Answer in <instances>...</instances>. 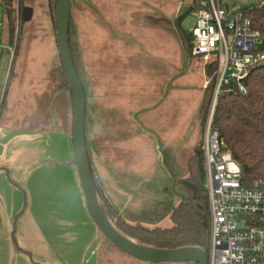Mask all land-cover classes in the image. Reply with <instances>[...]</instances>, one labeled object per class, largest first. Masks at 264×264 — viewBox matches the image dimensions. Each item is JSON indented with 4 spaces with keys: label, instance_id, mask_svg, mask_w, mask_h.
I'll list each match as a JSON object with an SVG mask.
<instances>
[{
    "label": "crops",
    "instance_id": "0c3cea01",
    "mask_svg": "<svg viewBox=\"0 0 264 264\" xmlns=\"http://www.w3.org/2000/svg\"><path fill=\"white\" fill-rule=\"evenodd\" d=\"M116 1L71 0L70 22L84 72L85 140L93 175L105 199L133 225L139 221L120 211L125 202L158 199L155 187L164 178L175 185L187 177V160L200 138L205 74L197 57L187 59L181 42L184 54L163 52L158 6ZM26 2L33 11L29 21L39 6L47 12L45 0ZM119 9L128 11L133 42L129 35L112 37L117 32L110 22L123 27L114 21H119ZM48 23L52 34L19 36L13 42L12 61L7 53L0 54L1 66L11 67L10 74L5 72V90H0V264H133L114 254L119 252L100 236L86 212L70 132L73 108L62 89L65 76ZM121 38L131 45L116 46L114 59L100 53L102 44L120 43L115 41ZM101 56L123 67L116 72L124 75L116 86L96 80L112 74L102 66L90 67ZM125 153L129 161L122 157ZM111 186L125 195L110 196ZM139 223L160 227L154 219ZM101 249L111 250L108 263Z\"/></svg>",
    "mask_w": 264,
    "mask_h": 264
},
{
    "label": "built area",
    "instance_id": "2783aa9c",
    "mask_svg": "<svg viewBox=\"0 0 264 264\" xmlns=\"http://www.w3.org/2000/svg\"><path fill=\"white\" fill-rule=\"evenodd\" d=\"M249 10L264 12V0ZM194 24L187 31L191 55L215 65L213 98L201 144L204 186L209 208L207 264H264V180L254 187L241 183V171L212 127L217 98L222 90L247 95L245 80L264 69V34L247 11L229 13L218 0H199ZM10 60L14 47L0 42V53Z\"/></svg>",
    "mask_w": 264,
    "mask_h": 264
},
{
    "label": "trees",
    "instance_id": "16d2710c",
    "mask_svg": "<svg viewBox=\"0 0 264 264\" xmlns=\"http://www.w3.org/2000/svg\"><path fill=\"white\" fill-rule=\"evenodd\" d=\"M15 2L16 0H0V5L3 7V28L1 29L6 34L5 43L8 45L13 44L17 22L22 26L32 18L33 13L31 6L26 0H19L18 8ZM57 3V0H46L47 17L54 35L56 32ZM198 9L199 0H192V5L188 7L186 12L174 20V27L178 38L183 49L188 53L191 51L192 39L187 31L181 27V20ZM247 9L249 8L244 7L241 10H246L248 16L258 22V25L255 23L254 26L264 34V12L258 10L248 11ZM68 35L72 62L79 79L83 83L84 72L81 66L78 43L71 22H69ZM0 42H3L1 37ZM215 69L216 66L214 64L208 66L205 71L206 78L214 76ZM213 85V80H211L207 87L203 89L201 123L206 116L210 104ZM245 85L248 91L245 96L235 95L233 92L222 90L217 98L212 127L223 140V151H228L232 159L238 164L241 171L242 185L254 187L260 180H264V69L253 72L245 80ZM62 89L67 92L71 108H73L71 91L66 80L63 83ZM3 117L4 111L2 105H0V121ZM70 132L72 134V128ZM89 163L93 182L103 209L109 221L121 233L139 244L154 249L172 250L192 247L201 249L207 253L209 208L207 192L204 186L205 173L200 143L191 149L186 166L187 177L175 181V185L180 187L181 194L178 203L168 213V218L172 222V227L170 228H149L139 222L133 225L127 224L117 210L105 199L98 187L93 175L90 157ZM106 242L111 249L118 250L108 241Z\"/></svg>",
    "mask_w": 264,
    "mask_h": 264
},
{
    "label": "rangeland",
    "instance_id": "374dc122",
    "mask_svg": "<svg viewBox=\"0 0 264 264\" xmlns=\"http://www.w3.org/2000/svg\"><path fill=\"white\" fill-rule=\"evenodd\" d=\"M28 1V0H26ZM124 0H117L116 2H123ZM130 2H133L132 0H128ZM145 2L148 3H154L156 6H158V8L160 9V11H158L156 9L155 13H157L158 15L160 14V17L162 19V27L164 28L163 30V34H164V49L163 52L164 53H169L170 55L173 54L175 57L179 54V53H183L184 51L180 45V41L179 38L177 36L176 33V29L173 26V21L175 19H177L178 17L182 16L186 10L188 9V7H190L192 5V0H144ZM219 1V5L225 9L226 11H228L229 13L235 12L237 10H240L244 7H248V6H253L256 2L255 0H218ZM46 2V0H45ZM16 7H19V0H16ZM46 5V3H45ZM42 7V5H41ZM2 5H0V37L3 39V41H6V34L2 31L1 28H3V16H2ZM126 10L124 9H119L117 11V18L119 21H117V19H115V23H117L120 26H123L122 28L120 27H115V25H113L112 22H110L111 25V29L115 30L117 32L116 35L112 36V37H121V36H126L129 35V40L133 42V36L130 35L131 34V29L129 25H126L129 21L127 20L126 17ZM131 14V13H130ZM47 12L46 9L41 10L40 6L38 9L34 10V16L33 19L31 21L26 22L23 25V28L21 29V34L19 33V22H17L16 24V30H15V36H14V43L18 42L19 36L23 37V36H35V35H45V34H52L49 23H48V19H47ZM116 17V15L114 16ZM194 24V17H193V13L189 14L187 16H185L182 20H181V27L188 31ZM258 25V22H257ZM117 29V30H116ZM127 41L126 38H121L115 42H120V43H104L102 44V46L100 47V53L101 54H106L108 56H110L112 59L115 58L116 56V52L115 48L116 46H129L131 45L130 43L124 42ZM25 46L30 45L29 43H25ZM133 45V44H132ZM262 48H264V41H263V45L261 46ZM114 49V50H113ZM2 53H6L5 51H3ZM1 54V53H0ZM79 55H80V60H81V53H80V49H79ZM20 58L23 57V53L21 52L19 55ZM193 57L191 55V53L187 52V59ZM200 61H199V60ZM198 62H200V64L202 65V69H203V73L205 74L206 69L208 68L205 65V62L198 58ZM20 59L17 60V64L19 62ZM189 60H192L189 59ZM117 61V60H116ZM174 61L173 58H171V63ZM88 63V60H87ZM137 64V68H139L141 66L140 61H136ZM81 66H82V60H81ZM97 66H102L103 70L107 73H112L110 75H98L97 76V81L102 82L103 79H105L108 83L113 84V86H116L115 84H117L120 80L123 79V76L117 75L116 76V72H121L123 70V67L117 66L116 63L115 65H113L112 60L106 59L105 56H101L98 60L94 61L93 63L90 64V67H97ZM131 67H133V65H131ZM13 68V65H12ZM8 70V74H10L11 71V67H9V65L6 66V63L3 64V67L0 64V90L4 87H6V84L8 82V78L7 80H5V72ZM160 72H164V66L162 68H159ZM156 70V71H159ZM12 74V72H11ZM211 80L214 81V76H212L211 78H206V76H204V83H203V88H206L207 85L211 82ZM175 83V82H174ZM214 88V85H213ZM6 95V93L3 91V95ZM212 98H213V91H212V97L210 100V104L208 106L207 112H206V116L203 119V122L201 123V117H199V132H200V138L198 143H200V147L202 144V140H203V134H204V130H205V125H206V117L208 116L209 113V108L212 102ZM200 116H201V111H200ZM197 143V144H198ZM196 144V145H197ZM123 158H126V161H129L128 159H130V155L125 153L122 156ZM164 182H162V184H158L157 187H155V190L158 192L159 194V198L158 199H153L152 201H148V200H143V199H138L136 201H134L131 204L125 202V204H127V206H124V210H120L122 212V214L126 215L127 217H129V219H133V221H139V222H146L148 220H153L155 222V225L160 226V227H164V228H170L172 227V222L169 220L168 218V213L171 210V208L173 206H175L180 198V194H181V190L180 187L175 186V185H169L168 181L164 178L163 179ZM110 192L109 195L111 196V194L113 193L114 196H116V198H118V196H123L125 195V193H123L121 191V189L119 187L114 188L113 186L110 187ZM118 200H123V199H118ZM127 213V214H126ZM110 249L106 250V249H101V256L103 254L104 259L107 261V263L109 262L108 260V256L110 254ZM119 253H114L116 255L119 256H124L125 258L132 260L133 264H137L138 261H133V259L127 257V255L125 256L121 251H118ZM119 264V262H118Z\"/></svg>",
    "mask_w": 264,
    "mask_h": 264
},
{
    "label": "water",
    "instance_id": "95a60500",
    "mask_svg": "<svg viewBox=\"0 0 264 264\" xmlns=\"http://www.w3.org/2000/svg\"><path fill=\"white\" fill-rule=\"evenodd\" d=\"M56 42L62 70L73 102L72 145L74 163L82 189L86 212L101 236L125 255L148 264H207V254L198 248L154 249L125 236L109 221L93 182L85 140L86 101L69 50L71 0H57Z\"/></svg>",
    "mask_w": 264,
    "mask_h": 264
}]
</instances>
